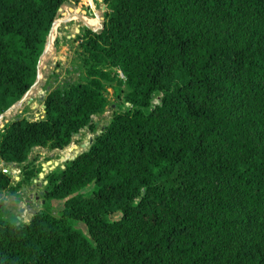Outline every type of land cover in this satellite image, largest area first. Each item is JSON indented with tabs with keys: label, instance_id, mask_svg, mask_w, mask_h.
<instances>
[{
	"label": "trees",
	"instance_id": "trees-1",
	"mask_svg": "<svg viewBox=\"0 0 264 264\" xmlns=\"http://www.w3.org/2000/svg\"><path fill=\"white\" fill-rule=\"evenodd\" d=\"M65 2L87 5L0 0V112ZM101 18L80 35L82 75L0 127V160L68 144L104 110V82L127 105L48 174L41 209L0 218V264H264V0H105ZM16 187L0 170V191Z\"/></svg>",
	"mask_w": 264,
	"mask_h": 264
},
{
	"label": "rangeland",
	"instance_id": "rangeland-1",
	"mask_svg": "<svg viewBox=\"0 0 264 264\" xmlns=\"http://www.w3.org/2000/svg\"><path fill=\"white\" fill-rule=\"evenodd\" d=\"M78 8L71 2H65L56 12L38 56L35 80L16 102L0 112V127L14 117H38L48 90L82 75L83 67L76 59L78 41L83 29L95 31L100 28L105 0H87V5L79 8L85 11L83 14L75 11ZM118 77L122 78L120 73ZM104 85L107 92L104 110L92 116L89 125L73 135L68 144L60 148L33 147L26 160L19 163L0 160V170L7 174L10 184L17 186L11 194L0 191V218L25 222L34 211L41 209V192L48 174L62 168L72 158L74 151L85 149L114 108L127 105L122 98L125 85L117 80L104 82ZM24 172L30 177L26 178ZM62 202L63 199L48 200L47 206L53 215H58ZM72 224L88 236L84 224L76 220Z\"/></svg>",
	"mask_w": 264,
	"mask_h": 264
},
{
	"label": "water",
	"instance_id": "water-1",
	"mask_svg": "<svg viewBox=\"0 0 264 264\" xmlns=\"http://www.w3.org/2000/svg\"><path fill=\"white\" fill-rule=\"evenodd\" d=\"M78 10H76V12H77ZM82 13H85V11L84 10H80ZM101 129V128H100ZM91 141V140H90ZM78 152L77 151H74V154H73V156H75L76 154H77ZM72 156V157H73Z\"/></svg>",
	"mask_w": 264,
	"mask_h": 264
},
{
	"label": "bare ground",
	"instance_id": "bare-ground-1",
	"mask_svg": "<svg viewBox=\"0 0 264 264\" xmlns=\"http://www.w3.org/2000/svg\"><path fill=\"white\" fill-rule=\"evenodd\" d=\"M76 10H78L77 12H81L79 8H78V9H76ZM76 10H75V11H76ZM81 13H82V12H81ZM82 14H83V13H82ZM75 17H76V16H75Z\"/></svg>",
	"mask_w": 264,
	"mask_h": 264
}]
</instances>
